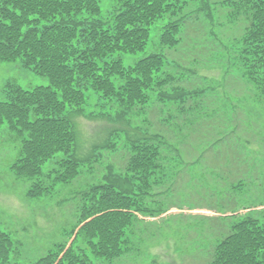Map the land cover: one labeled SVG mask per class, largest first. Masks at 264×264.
Here are the masks:
<instances>
[{"label":"trees","instance_id":"16d2710c","mask_svg":"<svg viewBox=\"0 0 264 264\" xmlns=\"http://www.w3.org/2000/svg\"><path fill=\"white\" fill-rule=\"evenodd\" d=\"M103 1L114 3L110 28L95 17ZM210 12L243 22L240 38L222 42L231 62L225 86L243 81L242 99L248 95L264 119V0H0V60H21L49 79L33 88L10 83L0 99L11 168L32 202L64 193L58 205L72 223L32 260L0 219V264H115L177 233L207 247L203 264H264V171L246 143L264 144V132L247 123L251 103L238 109L230 96L233 109L217 112L210 87H186L167 73L193 22ZM155 27L167 48L147 53ZM138 53L123 63L121 55ZM91 92L142 133L127 140L114 131L108 153L123 155L98 156L99 168L79 159L70 117L91 106ZM175 208L218 215L166 216Z\"/></svg>","mask_w":264,"mask_h":264},{"label":"rangeland","instance_id":"374dc122","mask_svg":"<svg viewBox=\"0 0 264 264\" xmlns=\"http://www.w3.org/2000/svg\"><path fill=\"white\" fill-rule=\"evenodd\" d=\"M113 4L110 1H103L102 15L95 16L103 23L104 28H110L111 21L109 20L112 17ZM206 15L200 14L206 20L201 19V21L193 22L195 33H192L188 38V44L180 48L178 52L172 53V58L178 63L168 65L167 73L179 77L182 80L181 83L186 87H191L190 84L204 89L210 87L216 93L212 108H215L217 112L224 108H232L226 101L230 96L238 105V109L243 104L246 106L251 103L252 112L246 118L247 123L248 125L257 124L259 133L264 132V119L260 117V114L258 115L259 106L252 109L253 103L248 95L246 99H242L246 95L243 81L236 79L233 82L230 80L228 86H225V78L230 70L231 62L229 61V52L222 42L230 43L234 39L240 38L244 24H242L243 22H231L230 24V21L225 18L220 20L217 16L214 17L211 12ZM107 21L110 22L109 25ZM221 23L225 24V27L221 26ZM157 27L152 30L147 53L167 48L161 47L159 44L160 28ZM141 56L144 54L121 55V58L124 64L129 65L135 63ZM10 83L33 88L38 85H47L49 79L26 68L21 60L16 62L0 60V99L6 97V88ZM91 94V106H87L82 113H70L78 136L77 155L81 161L93 159L92 161L95 162L98 156L103 162H109L112 158L114 161H118L119 155H123V153L113 157L114 153L109 154L108 149L110 148L106 146L111 141L110 137L114 131L120 133L119 136L127 140L136 139L142 136V133L132 124L117 117L119 109L116 104L98 99L93 92ZM113 107L115 110L112 109ZM141 125L144 126L143 123ZM4 135L5 131H0V219L4 229L22 242L25 257L37 260L53 244L63 239L64 229L69 230L72 227L71 219L63 213L62 208L58 205V201L62 200L65 194H58L54 199L40 200L39 202L28 200L25 197L24 184L16 178L11 168L15 152L8 140L4 139ZM246 143L249 155L260 163L258 166L264 171V161L261 164L264 159V144L258 138H247ZM94 166L100 167L97 162ZM103 170L104 168L101 169V171ZM101 173L103 174V172ZM88 179H90L89 176L84 177L82 183ZM247 211H242V213ZM174 213H186L192 216L218 215L205 209L180 210L175 208L170 210L166 216ZM140 215L142 216V214ZM155 219L149 218V220ZM187 234L189 233H177L170 241L163 238L160 241L152 242L155 245L148 244L144 256L131 257L130 260L122 259V262L115 264H203L202 259L207 254V247L199 242L197 237L190 240ZM182 235L187 236L184 239Z\"/></svg>","mask_w":264,"mask_h":264}]
</instances>
